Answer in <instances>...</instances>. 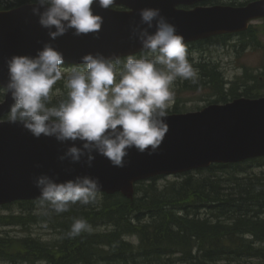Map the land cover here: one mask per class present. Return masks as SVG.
<instances>
[{
  "label": "clouds",
  "instance_id": "1",
  "mask_svg": "<svg viewBox=\"0 0 264 264\" xmlns=\"http://www.w3.org/2000/svg\"><path fill=\"white\" fill-rule=\"evenodd\" d=\"M114 3L31 0L30 7L50 40L55 41L70 30L76 37L99 33L104 21L94 14L93 6L108 10ZM138 15L140 22L131 28V35L141 45L139 55L87 54L67 75L61 67L63 53L51 43H45L34 57L6 59L8 78L0 93L11 97L10 122L22 125L36 139L43 136L71 144L58 157L60 162L83 163L90 168L96 154L113 167L123 168L130 149L156 154L169 131L166 119L174 100L170 86L178 78L193 80L196 71L186 58L184 37L159 8H143ZM62 80L66 98L52 104L50 95ZM57 180L47 174L34 179L45 214L48 210L65 213L77 203L92 204L101 192L98 178L88 175ZM86 231H91V226L77 218L67 235L76 237Z\"/></svg>",
  "mask_w": 264,
  "mask_h": 264
},
{
  "label": "water",
  "instance_id": "2",
  "mask_svg": "<svg viewBox=\"0 0 264 264\" xmlns=\"http://www.w3.org/2000/svg\"><path fill=\"white\" fill-rule=\"evenodd\" d=\"M207 1L210 0H115L108 10L93 6L94 14L104 21L99 33L76 37L70 30L55 41L39 25L38 17L32 15L30 4L0 12V86L7 83L6 59L34 57L45 43L62 52L63 65L70 66H79L81 57L87 54L124 58L140 53L141 45L132 38L131 28L139 24L138 13L143 8H159L184 37L185 44L240 34L247 31L251 21L264 18V0L239 7L197 5ZM11 104V97L4 94L0 103V207L38 200L40 192L34 179L41 174L58 177L57 182L88 175L98 178L99 193L120 194L130 200L134 186L141 181L264 157V97H243L227 104H210L197 112L168 115L169 131L158 152L149 156L130 149L123 168L113 167L96 154L90 168L83 163L60 162L58 157L71 144L43 136L36 139L22 125L2 121Z\"/></svg>",
  "mask_w": 264,
  "mask_h": 264
},
{
  "label": "trees",
  "instance_id": "3",
  "mask_svg": "<svg viewBox=\"0 0 264 264\" xmlns=\"http://www.w3.org/2000/svg\"><path fill=\"white\" fill-rule=\"evenodd\" d=\"M30 3L31 0H0V11ZM254 29L250 26L240 35L247 37L254 49L264 51ZM205 65L200 66L203 71L207 69L195 78L194 84L186 80L183 89H209L217 104L243 96L248 99L260 97L261 89L257 85L264 84V64L257 75L244 73L245 87L241 93L237 84L223 82L217 67ZM247 79L254 88L246 85ZM59 85L64 89L61 82ZM224 86L229 90L225 92ZM66 92L64 90L59 98L51 99V103L66 98ZM2 97L3 93H0V102ZM173 112H177V108ZM242 165H211L199 171L209 172L213 177L216 171L237 170ZM256 177L238 181L240 179L235 175L230 176L227 181L235 185L234 193L222 192L219 178L195 181L190 172L180 175L181 182L168 183L163 189L156 186L162 178L138 183L130 200L120 194H101L92 204L77 203L65 213H55L57 216L52 213L49 217L43 215L32 219L33 222L56 220L54 228L58 239L50 244L30 236L0 235V263L264 264V175ZM36 203L38 201H24L18 205L22 210H31ZM77 218L86 220L91 227L108 224L109 229L102 233L91 229L69 237L67 233ZM25 223L21 216L0 217V227ZM131 236H136V244L126 241L125 237Z\"/></svg>",
  "mask_w": 264,
  "mask_h": 264
},
{
  "label": "rangeland",
  "instance_id": "4",
  "mask_svg": "<svg viewBox=\"0 0 264 264\" xmlns=\"http://www.w3.org/2000/svg\"><path fill=\"white\" fill-rule=\"evenodd\" d=\"M245 1L250 0H215L212 4H239L244 3ZM263 22L261 20L251 22V27L255 28L256 38L259 43L264 47V27ZM248 38L243 37L238 34H231L222 38L221 36L217 38H212L208 41L202 43H195L194 45H190L187 47V59L189 63L192 65L194 70L196 71V76L193 80H187L189 83L194 84V80L198 77L201 72L204 71L200 67L206 66L205 64L212 65L217 67V70L221 73L223 78V82L229 83L230 85L234 83L239 86V93L243 91V87L245 84L243 83L244 73L251 75H257L260 73V69L262 64H264V51H258L249 45L247 42ZM65 68V75H67L68 69L71 67H63ZM186 80L177 79L170 86L171 91L174 93L173 103L170 105L168 109V114L173 113L174 109L177 108V112L184 114L185 112H195L203 107L208 106V104L214 103L215 99L212 96V91L209 89L198 88L195 91L183 89V84ZM246 85L254 88L251 80H245ZM61 85L64 87V81H60ZM60 82H57L54 86L53 92L50 95V99L59 98L60 93H62L64 89L59 85ZM262 85V86H261ZM229 87L224 86L225 92ZM258 89H261L260 97H264V84H258ZM67 91V90H66ZM4 96V94H3ZM3 98V97H2ZM240 98V97H238ZM4 99V98H3ZM2 99V101H3ZM9 119V117H8ZM236 170V169H234ZM227 169L225 172L216 171V175L210 177L211 174L209 172L199 171L191 172L192 179L195 181L202 178L217 179L219 178L221 187L224 193H234L235 185L227 179L230 176L235 175L240 180L238 181H246L244 179L250 177L256 178L260 177V175H264V160H254L246 162V164L242 165L241 169H237L236 171ZM242 171V172H241ZM179 183L181 182L180 175L176 176H164V178L160 179L156 186L160 189H163L167 186L168 183ZM234 189V190H233ZM101 194L98 195L97 199H99ZM80 206V205H78ZM53 213V214H52ZM57 216L51 210L47 211L45 214V209H41L39 203L34 204L31 210L25 209L22 210L18 203H13L6 207H0V217L2 216H21L25 224H19L13 226H2L0 227V235L9 236L15 238H24L30 236L31 238L40 239L41 241L50 244L51 242L57 241V230L56 228V220L53 219L45 220L43 222L37 221L33 222L32 219H36L39 216ZM45 218V217H44ZM49 221V222H48ZM101 224V225H100ZM99 225L92 226L91 229L95 231V233L106 232L109 229L107 224L100 223ZM55 227V228H54ZM135 237L131 236L125 238L128 243H135ZM98 261V260H97ZM80 262H76L79 264ZM2 264V263H0ZM5 264V263H4ZM75 264V263H74Z\"/></svg>",
  "mask_w": 264,
  "mask_h": 264
},
{
  "label": "bare ground",
  "instance_id": "5",
  "mask_svg": "<svg viewBox=\"0 0 264 264\" xmlns=\"http://www.w3.org/2000/svg\"><path fill=\"white\" fill-rule=\"evenodd\" d=\"M125 238H128V237H125ZM127 241V240H126ZM128 242V241H127Z\"/></svg>",
  "mask_w": 264,
  "mask_h": 264
}]
</instances>
